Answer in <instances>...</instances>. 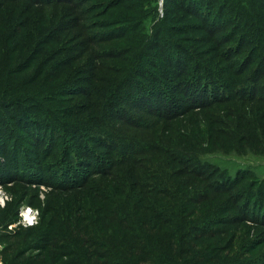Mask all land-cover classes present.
<instances>
[{
	"label": "trees",
	"instance_id": "1",
	"mask_svg": "<svg viewBox=\"0 0 264 264\" xmlns=\"http://www.w3.org/2000/svg\"><path fill=\"white\" fill-rule=\"evenodd\" d=\"M261 118L264 0H0V182L50 188L2 264H264V180L201 156Z\"/></svg>",
	"mask_w": 264,
	"mask_h": 264
},
{
	"label": "rangeland",
	"instance_id": "2",
	"mask_svg": "<svg viewBox=\"0 0 264 264\" xmlns=\"http://www.w3.org/2000/svg\"><path fill=\"white\" fill-rule=\"evenodd\" d=\"M162 12H164V0H161L160 3L159 0H156V16L160 17L162 15ZM145 25L146 27L151 25V20H146ZM251 104L255 103L243 102L241 104L240 102L231 101L229 102V107H231L232 105H236L237 107L248 111V106H250ZM232 109L233 108H230V110ZM254 120L255 119L252 116L253 123ZM203 124L204 120L199 116L197 121L195 122V126H202ZM178 127L182 129V126L178 125ZM249 127L253 128V124L249 125ZM254 128L256 131V137L254 136V138L249 135V129L246 130L245 128H243V134L240 140L238 139V136H234L233 134V137H229L230 134H225L220 136L218 140H216L227 145V147L213 146L211 147V149H209L208 144L206 143L208 142V140H206V142L203 143L202 146L205 147L207 151L201 156L211 161L212 165L220 167L221 169L225 168L229 173H231V175L235 173L236 169L244 168L246 172H250L251 176L258 177L259 179L264 180V118H261L259 121H257L256 127L254 126ZM1 184L3 186V189L9 194L10 198L5 203L7 205L3 211V216L1 215L2 218L0 217V233H5L8 231L11 232L14 230L19 231L21 229H16L18 226L13 227L12 229H8L6 227V224L8 223L7 221L10 220L9 222H13L16 220L18 207L22 203H27L31 206H35L38 208V210H40L47 198L48 193L50 192V188L45 184L26 183L22 181H12ZM23 191H26V193L24 192V195L22 196L21 193ZM225 212L231 215H233V213L236 214L235 210ZM5 213L7 214L6 216ZM232 227L233 226L230 225L229 231L232 229ZM263 229V226H258L248 221L241 229V232L244 233L243 235H246V240H249L253 235L256 234V230L260 232ZM229 231L225 234V237H228ZM257 236L258 238L262 236V232ZM18 237L19 236H17L16 238L15 236L6 239L1 238L0 264H2L4 256L1 248L4 243H6L5 241L13 243V241H17ZM262 246H264V244ZM17 248L18 245L15 243L13 246L9 247L7 251L8 257L10 256V253L12 254Z\"/></svg>",
	"mask_w": 264,
	"mask_h": 264
},
{
	"label": "built area",
	"instance_id": "3",
	"mask_svg": "<svg viewBox=\"0 0 264 264\" xmlns=\"http://www.w3.org/2000/svg\"><path fill=\"white\" fill-rule=\"evenodd\" d=\"M161 0H159V3ZM160 11V9H159ZM9 194L3 189V186L0 182V209L4 207L6 201L9 199ZM39 216L38 208L31 206L27 203H22L18 207L17 218L13 222H8L6 227L12 229L15 226H30L37 222ZM1 247V243H0Z\"/></svg>",
	"mask_w": 264,
	"mask_h": 264
}]
</instances>
